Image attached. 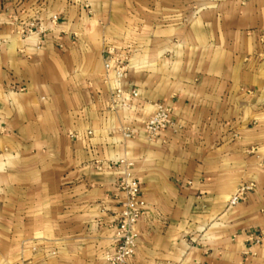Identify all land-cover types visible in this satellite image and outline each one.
I'll use <instances>...</instances> for the list:
<instances>
[{"label": "crops", "instance_id": "obj_1", "mask_svg": "<svg viewBox=\"0 0 264 264\" xmlns=\"http://www.w3.org/2000/svg\"><path fill=\"white\" fill-rule=\"evenodd\" d=\"M121 160L147 205L128 264H264V0H0V264H109Z\"/></svg>", "mask_w": 264, "mask_h": 264}, {"label": "built area", "instance_id": "obj_2", "mask_svg": "<svg viewBox=\"0 0 264 264\" xmlns=\"http://www.w3.org/2000/svg\"><path fill=\"white\" fill-rule=\"evenodd\" d=\"M54 22H57V17L54 18ZM38 31L45 33L46 29H42L38 23L31 21L21 28L20 35L22 38L27 39ZM127 68V59L123 57L109 60L105 64L107 73L113 74L116 81H120L125 77ZM139 95L137 91L125 93L122 89H118L113 96L112 107L113 109L122 108L128 110L132 107L133 102L138 99ZM173 127L174 121L170 108L167 105L159 103L154 106V113L144 123L143 131L149 140H154L159 138L163 132L169 131ZM74 136L71 135L72 138ZM122 136L125 140H130L137 136V132L131 128H125L122 131ZM118 167L121 169V172L117 182V189L124 195L125 200L117 216L116 249L113 254L107 256V261L109 264H128L137 253L139 236L136 226L146 211L147 205L141 198L140 185L133 175L134 164L127 160H121L118 163ZM255 188L256 185L254 183L243 185L231 198L229 206L236 207L239 205ZM252 241L257 246L262 245L264 242V232L252 237Z\"/></svg>", "mask_w": 264, "mask_h": 264}]
</instances>
